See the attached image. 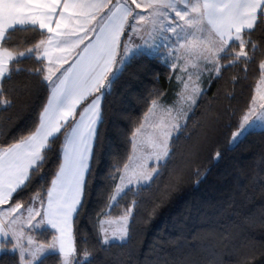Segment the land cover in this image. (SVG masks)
Masks as SVG:
<instances>
[{
	"label": "snow or ice",
	"instance_id": "snow-or-ice-1",
	"mask_svg": "<svg viewBox=\"0 0 264 264\" xmlns=\"http://www.w3.org/2000/svg\"><path fill=\"white\" fill-rule=\"evenodd\" d=\"M258 27H264V0H0V108L13 104L5 83L20 73L39 76L49 93L36 125L0 143V237L14 241L20 264H37L48 253H57L60 264H85L93 256L77 248L75 217L103 120V98L128 59L143 49L162 53L179 90L171 106L161 104L157 94L131 131V152L115 168L119 182L109 208L155 182L170 160L174 136L203 94V78L211 82L239 64L247 70L257 50L252 34ZM16 33L40 38L21 49L12 43ZM32 60L39 66L23 67ZM259 72L233 142L264 127V60ZM61 137L62 159L50 184L27 202L10 203L42 173ZM136 205L133 199L115 220L105 213L98 221L101 246L128 241ZM45 226L52 230L50 241L33 235ZM4 247L0 243V251Z\"/></svg>",
	"mask_w": 264,
	"mask_h": 264
},
{
	"label": "trees",
	"instance_id": "trees-1",
	"mask_svg": "<svg viewBox=\"0 0 264 264\" xmlns=\"http://www.w3.org/2000/svg\"><path fill=\"white\" fill-rule=\"evenodd\" d=\"M35 33H16L12 43L22 49L38 40ZM257 44L247 70L243 64L229 67L221 77L203 80V94L189 114L186 126L172 140V154L150 187L128 192L109 208L119 173L131 152V131L142 120L151 100L172 103L178 92L173 70L158 54L142 51L116 73L102 101L103 120L93 146L86 176L83 204L75 217L77 248L93 252L85 264H264V129H251L234 145L238 129L264 60V27L252 34ZM27 61L23 67L35 68ZM233 77L236 80L233 81ZM13 104L0 108V143L32 129L48 97L39 76L20 73L5 83ZM56 141L49 162L27 192L29 197L50 184L62 159ZM219 153V158L216 154ZM135 199L128 241L101 246L97 224L123 214ZM50 241L52 230L35 232ZM0 264H20L13 241L2 240ZM37 264H60L57 253H48Z\"/></svg>",
	"mask_w": 264,
	"mask_h": 264
},
{
	"label": "rangeland",
	"instance_id": "rangeland-1",
	"mask_svg": "<svg viewBox=\"0 0 264 264\" xmlns=\"http://www.w3.org/2000/svg\"><path fill=\"white\" fill-rule=\"evenodd\" d=\"M124 39H126V37H122V40H124ZM135 42H139V41H135ZM123 51V49H121V52ZM142 51H144V52H147V53H149V54H158V55H160V57L162 58V60L164 61V62H166V57H164L163 56V54L162 53H160V52H158V51H156V50H149V49H143ZM128 61V60H127ZM167 63V62H166ZM168 64V63H167ZM175 74V73H174ZM175 77H176V74H175ZM205 78H207V76H205L204 78H203V80L205 79ZM177 80V79H176ZM259 82V81H258ZM178 83V82H177ZM202 88L204 89V87H203V81H202ZM176 99H177V96H176V98H175V100L172 102V103H170V104H167V103H165V102H163V101H159L161 104H164V105H169V106H171V105H173L174 103H175V101H176ZM253 129H264V127H260V126H257V127H255V128H253ZM238 129H236L235 131H237ZM251 130V129H250ZM245 135V134H244ZM243 135V136H244ZM243 136H241L237 141H235V142H233L232 141V137H231V141H230V145H234V144H236ZM4 207H7V206H4ZM119 217V216H118ZM113 220H115L117 217H111ZM45 228H47L46 226L45 227H43V228H41V229H37V230H42V229H45ZM36 230V231H37ZM35 231V232H36ZM35 232L33 233V235L35 236V238L37 239V236H36V234H35ZM2 240H3V238L1 237V242L0 243H2ZM13 244H14V241H13ZM5 249V248H4ZM3 249V250H4ZM3 250L2 251H0V253L1 252H3Z\"/></svg>",
	"mask_w": 264,
	"mask_h": 264
},
{
	"label": "crops",
	"instance_id": "crops-1",
	"mask_svg": "<svg viewBox=\"0 0 264 264\" xmlns=\"http://www.w3.org/2000/svg\"><path fill=\"white\" fill-rule=\"evenodd\" d=\"M0 242H1V237H0Z\"/></svg>",
	"mask_w": 264,
	"mask_h": 264
}]
</instances>
